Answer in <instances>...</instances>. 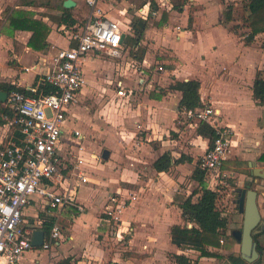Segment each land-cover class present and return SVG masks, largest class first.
I'll use <instances>...</instances> for the list:
<instances>
[{
    "label": "crops",
    "instance_id": "crops-1",
    "mask_svg": "<svg viewBox=\"0 0 264 264\" xmlns=\"http://www.w3.org/2000/svg\"><path fill=\"white\" fill-rule=\"evenodd\" d=\"M22 1L0 0V83L25 88L30 92L28 94L32 95L34 92L30 89L39 88V78L47 69L51 55L59 47L70 44L65 31L70 26L85 22L90 11L85 5L87 13L81 21H78L79 16L76 10L80 6V0H74V6L68 9L76 21L73 24L57 23L50 19V16L60 14L58 6L60 3L63 5L64 0L55 4L48 0L44 3L35 0L32 5H22ZM102 1L99 0L98 6L107 17L119 20L115 17L116 15L103 9ZM47 3L50 5L49 8H54L57 12L49 14L46 8ZM229 4L232 5V19L224 21L223 11ZM8 8L29 10L33 13V18L41 19L50 27L44 47L34 49L28 45L31 31L12 30L8 26L7 16L10 12ZM140 9L146 11L149 9V12L143 17L144 15H139ZM237 9H240L242 13L238 18ZM116 11L121 14L119 11L123 10L116 9ZM152 11H155V15L151 14ZM163 12L166 13L167 19L160 24ZM135 14L138 19L137 25L143 33L137 36L133 32L124 35L123 57L119 59L121 71L116 80H129L128 70L136 74L138 72L135 70L138 68L144 73H148L146 71L148 69L151 73V81L140 78L137 82L139 89L148 82L144 85V89L148 88V90L143 91L145 95H142L143 92H138L132 100H126L131 104L125 107L124 112H128L125 115H128L130 119L122 116L123 123L120 126V136L118 135L120 144L110 142L119 149L120 156H123L125 171L129 169L127 156L132 150L135 152L136 149H144L154 156L150 162L152 174L149 171L146 173L149 175L148 178L144 179L148 180L152 189H145L142 185L139 189L133 190L135 197L132 204L125 208L123 215L126 221L122 222L125 226L120 227L119 233V235L126 233L123 241L125 247H113L115 244L111 245L108 242L111 239L108 233H112V226L107 223L101 224L98 215L111 194L106 196V188L97 186V179L100 177L96 169L99 167L100 154L87 149V134L75 123L82 118L77 106L87 83L85 78L86 83L65 118L63 141L59 146L63 168L66 167L62 172L77 173L74 167L76 157H82L84 160L79 167L87 180L77 189V198L84 206V210L77 212L75 208H72L71 214L68 215L67 211V213L63 212L64 209L57 216L54 215L53 223L61 226L64 237L62 236L58 243L49 249L35 246L26 251L20 258V264L42 263L44 261L42 259H45L47 255L51 257L50 264L67 256H72L75 264L110 262L173 264L171 258L173 253H183L196 259L197 264H214L219 260H224L222 264H229L227 261L229 254L240 255V243L237 241L233 242L228 249H216L223 256L222 258L199 256L198 251L180 249L171 242L170 226L184 223L179 203L189 195L192 196V201H196L200 195V187L197 181L191 178V174L211 142L208 137L197 132L199 122L194 127L184 119L182 110L186 108L178 106L181 92L169 86L176 80L197 79L200 82V106L205 104L213 106L217 111L219 124L229 126L233 130L229 156L224 161L222 170L224 173H232L235 162L247 164L250 174L248 177L262 187L264 176H259L254 168H259L260 174L264 173V162L259 161V156L264 149V105L258 104L254 99L252 86L255 78L264 72V33L256 34L250 43L245 41L249 29L244 22L246 11L243 0H144L137 7ZM151 17H156L157 23L145 27V21ZM135 37H139L137 42L132 39ZM145 38L151 41L149 44L153 47H143L137 57L136 54L131 55L130 52L138 48L140 41L146 45ZM151 49L155 50L154 53H159L158 58L155 55L151 59ZM97 54H88L83 64L90 61L88 66H94L96 61L93 62L91 58ZM25 67L29 69L25 70ZM162 89H165L166 93L160 98L150 97L151 91L158 93ZM0 90L6 92L4 88ZM3 103L4 101H1L0 104V144L12 140L17 135V131L9 121L13 112L4 107ZM132 103L134 106L136 104L133 109ZM130 120L135 123L133 127L130 126ZM208 125L213 129L210 124ZM73 130L80 131L82 138L74 136ZM136 133L140 135L134 136ZM150 141H152V147L149 144ZM104 150L108 151V157L113 156L109 148ZM104 150L101 153L102 157ZM164 152H169L173 159L185 155L191 157V160L173 164L166 171H157L153 167V162ZM138 163L133 162L135 165H139ZM130 179L134 180V178ZM137 180L145 182L142 179ZM141 189H143L142 192ZM121 190L127 192V188ZM257 193L258 201L259 197L263 198L264 192L257 191ZM125 199L128 200V196ZM236 209L241 215L238 206ZM24 213L29 221L39 214L33 203L25 209ZM132 223L134 228H131L134 232L130 233L127 229ZM188 224L191 225V223ZM43 231L45 233L44 229ZM31 251L35 252L32 257H30Z\"/></svg>",
    "mask_w": 264,
    "mask_h": 264
},
{
    "label": "built area",
    "instance_id": "built-area-1",
    "mask_svg": "<svg viewBox=\"0 0 264 264\" xmlns=\"http://www.w3.org/2000/svg\"><path fill=\"white\" fill-rule=\"evenodd\" d=\"M83 2L90 11L88 18L65 31L70 44L59 47L51 55L47 69L39 78V88H31L32 95L13 90L3 103L13 112L9 121L17 135L0 144V264H20L21 256L35 247L31 243L33 231L41 229L50 216H57L67 208L83 210L77 189L87 180L79 167L84 160L76 157L77 173L62 172L66 168L59 152L63 125L69 108L86 83L82 69L84 58L98 53L121 59L124 35L133 30L131 25L107 17L98 6L99 0ZM148 12L149 9H140L139 15L145 17ZM151 14L155 15V11ZM135 71L142 73L138 68ZM114 88L119 99L128 101L136 96V85L134 88L124 80H116ZM182 115L190 126L196 127L203 121L213 127V139L198 164L207 171L208 188L217 190L228 185L222 165L229 156L233 130L219 124L217 111L211 105L183 109ZM73 135L82 138L78 130H73ZM32 203L39 214L29 221L24 212ZM116 203L117 199L110 196L104 209L107 216L112 214ZM116 237L122 238L119 234ZM61 238V226L53 223L44 233L40 247L49 249ZM219 242H224L222 236Z\"/></svg>",
    "mask_w": 264,
    "mask_h": 264
},
{
    "label": "rangeland",
    "instance_id": "rangeland-1",
    "mask_svg": "<svg viewBox=\"0 0 264 264\" xmlns=\"http://www.w3.org/2000/svg\"><path fill=\"white\" fill-rule=\"evenodd\" d=\"M38 2L44 3L47 0H37ZM52 4H55L57 2H60L61 0H48ZM144 0H103V9L107 12H110L112 15H116L115 17L119 18V21L123 24H129L132 26V32L134 35H138L139 33H143V30L138 27L137 25V17L135 14V11L137 7L143 2ZM50 3V4H51ZM51 9V8H49ZM116 9H120L123 11H119L121 14H119ZM85 13H87V7L85 6L83 0H80V6L76 10V14L79 16L78 21H81L85 17ZM237 18L242 15L241 10L237 9L236 11ZM157 23L156 17L148 18V20L145 21V27L150 25H155ZM143 38V35H142ZM146 41V45H143V41H140V45H138V48L136 50H133L130 52L131 55L136 54L135 56L140 53L141 49L144 48H151L153 45L149 44L151 41L149 39H144ZM131 44V43H130ZM129 44V45H130ZM150 45V47H149ZM151 59L157 56L159 57V53H154L155 50L151 49ZM91 60L94 62V66L89 67L90 61H86L83 64V70L85 74V78L87 80L86 86L84 88V93L80 96L78 101L77 110L79 113L82 114V118L78 119L75 123L78 128H83L85 134H87V149L91 152H95L100 154L99 155V161H98V169H96V172L98 176L100 177L97 183V186L103 187L102 189L106 188V196L110 194V196H114L117 199L116 205L112 209V214L110 216H107L105 214V206L108 204V200L110 196H108V199L104 203V206L102 208L101 213H98L99 215V222L101 224L107 223L112 226V233H108V237L111 238L108 240V242L112 245L115 244V247L124 248V240L126 238V233H121V236H123L121 239L117 238V234H119L120 227L124 228L125 224H122L123 221H126L125 216L123 215L125 212V208L127 206H130L135 197V194L133 193V190L139 189L140 186H144L145 189H152L151 184L148 182V180H144L148 178L146 173L151 171V160L153 159V155L151 153L147 152L146 150L139 149L135 152H130V155L127 156L128 158V171H125V167L123 166V156H120L119 149H117L114 145H111L112 143L110 141L119 142V136H120V126L123 123L122 116L124 118L130 117L125 115V107L130 105L131 103H127L126 100L119 99L115 96V81L116 78L121 71V62L120 60H116L113 58H110L108 56H105L103 54H97L91 58ZM126 60V59H125ZM126 66V64H125ZM124 66V67H125ZM154 66V65H153ZM152 68V67H151ZM150 68V69H151ZM159 71H161L160 68H158ZM148 73H145L142 71L140 74H133L131 73V70H128V78L129 80L125 79V82L128 85H131L135 88L136 82L140 78L144 80L151 81V73L147 69ZM163 74V73H162ZM150 75V76H149ZM170 77V76H167ZM147 82V83H148ZM145 83L144 85H146ZM155 84V83H154ZM143 85L142 89L135 88L134 92H143L147 91V89H144L145 86ZM157 88V86H156ZM158 89V88H157ZM147 93V92H146ZM142 95H145L144 92ZM133 104V103H132ZM136 107V104L132 109ZM69 112V111H68ZM84 115V116H83ZM81 117V116H80ZM125 118V119H126ZM130 126H134V122H131L130 120ZM137 127V126H136ZM141 133V132H140ZM140 133L134 134V136L140 135ZM119 135V136H118ZM137 138V137H136ZM109 141V142H108ZM150 146L152 147V141L149 142ZM115 147V148H114ZM105 148H109L110 151L113 152V156L111 157H102L101 153L102 150ZM140 153V154H139ZM134 154V157H133ZM142 154V158H141ZM144 154V156H143ZM133 162H139V165L133 164ZM234 168H232V173H225V182L226 186L222 187V197H221V204H226L227 213H228V230L231 229H241L242 226V214L239 215L237 212L235 204V198H237L238 193L242 188L247 187L246 181L249 183V186L252 188H255L259 193L264 192V185L262 187L258 186L257 183L250 179L249 174V167L247 164H237L235 162ZM231 169V168H230ZM126 175H128L126 177ZM126 178H128V181H126ZM130 178H134L130 179ZM137 179H142L140 180ZM138 181V183H137ZM141 183V184H140ZM140 184V185H139ZM260 184V183H259ZM122 188H127V192H122ZM121 190V191H120ZM143 189H141V192ZM113 192V193H112ZM126 196H128V200H126ZM262 197H259L258 203H259V209L262 216V219L264 220V194H262ZM149 200V199H147ZM121 201V202H119ZM125 202V204L123 203ZM119 202V203H118ZM84 210V206H83ZM82 210V211H83ZM134 213V212H133ZM107 216V217H106ZM108 220H106V218ZM130 224L128 226V232H132L134 226ZM132 227V228H131ZM161 229H159L160 231ZM134 232V231H133ZM63 236V234H62ZM64 237V236H63ZM223 244V243H222ZM35 252H30V257L33 256ZM168 253V252H167ZM44 260L42 263L35 262L36 264H50L51 257L48 255L46 258L42 259ZM224 263V260H219L214 264H222ZM252 264H259L257 262H254Z\"/></svg>",
    "mask_w": 264,
    "mask_h": 264
},
{
    "label": "trees",
    "instance_id": "trees-1",
    "mask_svg": "<svg viewBox=\"0 0 264 264\" xmlns=\"http://www.w3.org/2000/svg\"><path fill=\"white\" fill-rule=\"evenodd\" d=\"M35 0H23L22 5H32ZM47 3L46 8L48 13H56L54 8L49 9ZM59 15H52L50 19L57 23L73 24L76 19L72 16L70 9L65 8L62 3L59 4ZM243 7L246 11L244 22L249 31L245 36V41L250 43L254 36L258 33H264V0H243ZM10 10L7 19L8 26L12 30H29L31 36L28 40V45L34 49H40L45 45V39L49 33L50 27L41 19L33 18V13L23 8H8ZM7 9V10H8ZM224 21L232 19V5L229 4L223 11ZM167 19L166 13H162L160 24ZM137 42L139 37L132 38ZM200 82L197 79L176 80L169 88L179 90L181 97L178 102L179 108H195L200 106L199 96ZM0 88H4L6 92L17 90L24 93H30L22 87L7 85L0 83ZM253 97L260 105H264V72L259 74L252 86ZM166 93L162 89L158 93L150 92L151 98H160ZM1 104V101H0ZM197 132L202 136L208 137L211 140L214 136V130L206 123L199 122ZM190 161L191 157L181 155L179 158L173 159L169 152H164L154 162L153 167L157 171H166L173 164H178L184 161ZM259 161L264 162V149L259 156ZM191 178L197 181L200 187V195L196 201H192V196L189 195L181 200L179 208L181 209V218L183 224H173L170 226L171 242L180 249H193L199 252V256L217 257L223 256L216 249H228L233 242H239L234 236L232 230H228V213L226 204H221L222 186L217 190H212L207 187V171L199 167V164L194 168ZM71 214L72 208H67L63 212ZM55 218L50 216L42 225L45 232L53 224ZM62 221V220H61ZM188 223H191L189 226ZM224 237V243L219 242V238ZM257 243L259 257L256 261L259 264H264V224L262 229L253 236ZM173 264H197V260L183 253H173L171 255ZM229 264H248L240 255L229 254L227 256ZM54 264H75L72 256L64 257ZM105 264H127L120 262H110Z\"/></svg>",
    "mask_w": 264,
    "mask_h": 264
},
{
    "label": "water",
    "instance_id": "water-1",
    "mask_svg": "<svg viewBox=\"0 0 264 264\" xmlns=\"http://www.w3.org/2000/svg\"><path fill=\"white\" fill-rule=\"evenodd\" d=\"M75 4L74 0H64L63 6L71 8ZM7 93L0 90V101H5ZM108 155V151H103V157ZM256 171L257 169L254 168ZM258 174V173H257ZM257 190L252 188L247 183V187L242 188L237 195V206L240 213H242L241 229H233L234 236L240 243L239 253L240 257L247 263L256 261L259 257L257 250V243L253 236L258 233L264 224L262 219L259 204L257 201ZM43 229H35L32 234L31 243L33 246H41L43 242Z\"/></svg>",
    "mask_w": 264,
    "mask_h": 264
},
{
    "label": "bare ground",
    "instance_id": "bare-ground-1",
    "mask_svg": "<svg viewBox=\"0 0 264 264\" xmlns=\"http://www.w3.org/2000/svg\"><path fill=\"white\" fill-rule=\"evenodd\" d=\"M256 169H257L256 171L259 174V176H264V173H262V174L259 173V168H256Z\"/></svg>",
    "mask_w": 264,
    "mask_h": 264
}]
</instances>
